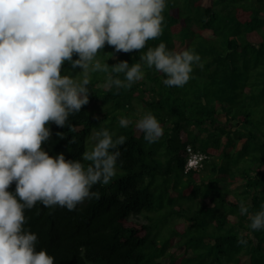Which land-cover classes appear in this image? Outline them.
Wrapping results in <instances>:
<instances>
[{"label":"trees","instance_id":"trees-1","mask_svg":"<svg viewBox=\"0 0 264 264\" xmlns=\"http://www.w3.org/2000/svg\"><path fill=\"white\" fill-rule=\"evenodd\" d=\"M203 1L166 0L161 36L130 53L105 44L96 56L111 72L120 61L143 64L141 55L161 42L193 49L202 66H193L187 84L167 87L164 74L143 65V80L109 89L107 73L94 72L89 103L64 127L46 125L51 136L42 149L66 160L82 159L94 131L127 137L113 181L91 189L98 200L74 211L39 202L25 209L24 229L37 234L36 251L46 250L54 264H264V230H251L238 207L250 202L254 213L264 205V0ZM81 71L65 61L61 75L81 79ZM145 112L164 129L153 144L135 128ZM120 116L133 124L121 128ZM187 147L206 155L199 171H184ZM173 218L187 227L178 230Z\"/></svg>","mask_w":264,"mask_h":264},{"label":"clouds","instance_id":"clouds-1","mask_svg":"<svg viewBox=\"0 0 264 264\" xmlns=\"http://www.w3.org/2000/svg\"><path fill=\"white\" fill-rule=\"evenodd\" d=\"M166 7V0H0V264H54L46 250L36 251L37 234L24 229L25 209L39 202L74 211L100 198L94 185L107 186L117 175L118 146L127 137L114 139L106 128L88 138L81 160L52 157L41 147L51 136L49 122L64 127L89 103L90 72L107 73L109 89H130L144 79L146 65L166 76L165 86L183 87L193 66H202L193 49L169 50L163 42L141 55L143 64L120 61L109 72L96 59L105 44L116 52L144 49L162 35ZM65 61L82 69L81 79L61 75ZM118 123L127 128L133 120L120 116ZM134 123L149 144L164 134L151 112ZM13 182L14 194L8 191ZM238 207L251 230H264V205L254 213L250 202ZM238 243L247 240L241 235Z\"/></svg>","mask_w":264,"mask_h":264},{"label":"built area","instance_id":"built-area-1","mask_svg":"<svg viewBox=\"0 0 264 264\" xmlns=\"http://www.w3.org/2000/svg\"><path fill=\"white\" fill-rule=\"evenodd\" d=\"M187 157L186 163L184 166V171L195 170L199 171L203 166V160L205 159L206 155L201 154L199 152H195L191 149V147H187Z\"/></svg>","mask_w":264,"mask_h":264},{"label":"rangeland","instance_id":"rangeland-1","mask_svg":"<svg viewBox=\"0 0 264 264\" xmlns=\"http://www.w3.org/2000/svg\"><path fill=\"white\" fill-rule=\"evenodd\" d=\"M210 1L211 0H204L203 1V3L205 4V5H207V4H209L210 3ZM80 74V72L78 73V75ZM93 76H96L95 75V73L94 72H90V74H89V77H93ZM88 142V139H87V141H86V143ZM89 147H90V145H89ZM207 173H208V171H204V175H207ZM220 182L222 183L223 181H224V179L222 178V177H220ZM131 219L133 220V221H139V222H141V224H145L146 223V221L144 220V219H142L141 217H131ZM171 222H173L174 224H175V226L177 227V229L178 230H183V229H185L186 227H187V224H186V222H184L182 219H176V218H173L172 220H171ZM169 224V226H170V223H168ZM151 229V228H150Z\"/></svg>","mask_w":264,"mask_h":264}]
</instances>
